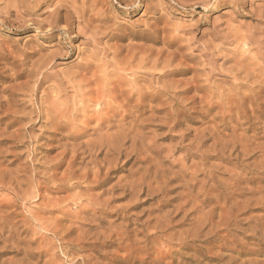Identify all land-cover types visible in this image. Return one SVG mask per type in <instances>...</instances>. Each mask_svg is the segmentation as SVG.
I'll list each match as a JSON object with an SVG mask.
<instances>
[{
    "label": "rangeland",
    "instance_id": "374dc122",
    "mask_svg": "<svg viewBox=\"0 0 264 264\" xmlns=\"http://www.w3.org/2000/svg\"><path fill=\"white\" fill-rule=\"evenodd\" d=\"M73 1L0 0V264H264V0Z\"/></svg>",
    "mask_w": 264,
    "mask_h": 264
},
{
    "label": "bare ground",
    "instance_id": "6f19581e",
    "mask_svg": "<svg viewBox=\"0 0 264 264\" xmlns=\"http://www.w3.org/2000/svg\"><path fill=\"white\" fill-rule=\"evenodd\" d=\"M94 1V0H93ZM98 1V0H97ZM97 1L95 0V2L94 3H92L90 6H86V3H82L81 2V4H80V7H77L76 5H77V0H74L72 3H70V8L72 9V13H70L69 11H67L68 13H70V15L68 14V15H66V16H61V12L60 11H58V10H55L50 16H49V18H48V24L50 25V26H52L51 28H53V25H56L58 22H60V21H62L63 20V22L66 24V26L64 27L65 28V31H66V33H69V32H73L74 31V27L72 26L73 25V23H74V21L76 20V19H80V20H82L83 21V25L82 26H80V27H76V33L77 34H82V35H88L89 37H90V39L93 41V43H94V45L96 44L97 45V41H96V39L98 40V38H97V36H99L98 35V33H99V31H100V33L101 34H103L102 32H101V30H99L100 28L98 27V25L96 26V25H94V24H97L98 22H100V17H102L103 15H104V12H101V11H98L97 10V12L95 13V14H87V12H89V13H93V11L96 9V5H98V3H97ZM104 1V0H103ZM98 2H100V0L98 1ZM95 3H97V4H95ZM101 3H102V1H101ZM95 4V5H94ZM21 17V16H20ZM97 22V23H96ZM150 27V26H149ZM147 28V27H146ZM57 29H59V28H57ZM107 30V29H106ZM105 30V31H106ZM104 31V32H105ZM107 32V31H106ZM145 33V32H144ZM153 32H151V34H152ZM149 34H150V32H149ZM151 34H150V36L147 34L146 36L147 37H151ZM142 35V34H141ZM120 36V35H119ZM143 36V35H142ZM155 35H153V37H154ZM112 37V36H111ZM124 37V36H123ZM145 38V39H148V38ZM114 38H116V39H121L120 37H117V36H114L112 39H114ZM102 39H100V40H98V41H101ZM178 41V40H177ZM260 41V40H259ZM167 43V42H166ZM165 43V44H166ZM129 44V43H128ZM129 46V45H128ZM127 46V47H128ZM131 46V45H130ZM130 46H129V48L128 49H130V51H132L133 50V52L135 53V52H141V51H138L137 49H135L136 47H131L132 48V50H131V48H130ZM126 47V48H127ZM254 49V48H253ZM95 50H96V48H95ZM134 50H136V51H134ZM140 50V49H139ZM87 51V50H86ZM87 53V52H86ZM97 53V52H96ZM95 53V54H96ZM129 53V52H128ZM131 53V52H130ZM127 54V58H130L129 56H133V54L131 53V54ZM89 55L88 56H86V58H84L83 59V61H84V63L79 67L80 68V70H81V72H80V70H79V73H85L86 74V72H88L89 70L91 71L92 70V68H94L93 66H95V65H92V61H93V59H94V57H95V59L94 60H96V58H97V56L98 55H94L93 53H91V52H89L88 53ZM98 54V53H97ZM115 54V53H114ZM143 54H146L145 52L143 53ZM142 54V55H143ZM129 55V56H128ZM150 55V54H149ZM134 56H136V54L134 55ZM134 56L132 57V58H134ZM143 57H146L145 55H143ZM125 58V57H124ZM141 58V57H140ZM123 59V58H122ZM131 59V58H130ZM138 59V58H137ZM137 59H135L136 61H137ZM144 59H146V58H141V60L140 61H138V62H140V63H143L145 60ZM127 60H129V59H126V62H127ZM130 62L131 61H134V60H129ZM128 61V62H129ZM125 62V60H123V63ZM125 62V63H126ZM126 63V64H124V68L123 69H125V65L127 66V64H130V62L129 63ZM154 64L152 63L151 65H153V69H156V65H158V64H156L157 63V61H155L154 60ZM95 63V62H94ZM132 63V62H131ZM139 63V64H140ZM81 64V63H80ZM138 64V63H137ZM145 65H146V63H144ZM141 65V64H140ZM117 66V65H116ZM144 66V65H143ZM142 66V67H143ZM138 67V66H137ZM257 67V66H256ZM129 68V67H128ZM131 68V67H130ZM127 69V68H126ZM128 70H132V69H128ZM249 70V69H248ZM37 71V70H36ZM89 71V72H90ZM133 71V70H132ZM88 72V73H89ZM115 72V71H114ZM219 72H221V71H219ZM87 73V74H88ZM100 73H101V71H100ZM264 73V72H263ZM72 74V73H71ZM246 74V73H245ZM80 75V77L79 78H81V74H79ZM75 76L77 77V75H76V73H75ZM92 76L93 77H95V79L97 78V82L103 77H101L100 78V76L99 77H96V76H94L93 74H92ZM82 77H84V76H82ZM92 77V78H93ZM104 77H105V75H104ZM255 77V76H254ZM85 78V77H84ZM98 78H100V79H98ZM94 79V78H93ZM249 79V78H248ZM72 80H74V78L72 79ZM81 80L82 79H80V82H81ZM85 80V79H84ZM88 80H90V79H88ZM103 80H105V79H103ZM102 80V81H103ZM112 80V79H111ZM91 81V80H90ZM117 81V80H116ZM68 82H69V80H68ZM75 82V81H74ZM78 82V81H77ZM82 82H84L83 80H82ZM81 82V83H82ZM92 83L94 82V81H91ZM90 82V83H91ZM105 82V81H104ZM72 83H73V81H72ZM87 83H89V82H87ZM89 83V84H90ZM91 83V84H92ZM70 84H71V81H70ZM78 84V83H77ZM94 84V83H93ZM234 84V83H233ZM237 84V83H236ZM240 84V83H239ZM242 84V83H241ZM73 85H74V83H73ZM75 86H76V84H75ZM78 86H80V85H78ZM85 86H86V84H85ZM88 86V85H87ZM116 86V85H115ZM236 86V85H235ZM215 88V87H214ZM129 89V88H128ZM95 90V89H94ZM93 90V91H94ZM121 90V89H120ZM133 92H136L135 91V89L133 90V89H131ZM214 90V89H213ZM91 92L90 91V93H92V94H94V95H96L97 94V98L96 97H94V98H92V96H91V98H89V99H87L88 100V102H89V104L91 105V104H94V103H96L97 105H99L100 104V102H99V98H98V93L95 91V93L94 92ZM98 91V90H97ZM211 91V90H210ZM99 92V91H98ZM126 92L127 91H125V92H121V95L123 96V97H126V95H127V97L125 98V100L127 101V99H129V98H131V97H129L128 95L129 94H126ZM131 92V91H130ZM128 93V92H127ZM136 93H138V91L136 92ZM136 93H134V94H136ZM141 93V92H140ZM210 93V92H209ZM91 95V94H90ZM120 95V96H121ZM130 95H131V93H130ZM138 95V94H137ZM143 95V94H142ZM141 95V96H142ZM121 96V97H122ZM133 96V95H132ZM160 96V95H159ZM234 96H236V95H234ZM81 97V96H80ZM105 97V96H104ZM103 97V98H104ZM122 97V98H123ZM146 97V96H145ZM98 99L97 101L95 100V102H94V99ZM106 98H108V97H106ZM142 98V97H141ZM111 98H108V100L109 101H111L110 100ZM113 99H115V98H112V102H113V104H114V102L116 101V100H114L113 101ZM117 99V98H116ZM101 100H102V98H101ZM104 100V99H103ZM102 100V101H103ZM106 100V99H105ZM124 100V99H123ZM134 100H136L135 98H134ZM78 101V100H77ZM105 102V101H104ZM124 102V101H123ZM107 103V102H106ZM96 104H94L95 106H97ZM119 104V103H118ZM125 104H126V102H125ZM92 106V105H91ZM117 106V105H116ZM120 108H118V109H121V106H120V104L118 105ZM95 108V107H94ZM97 108V107H96ZM114 108H116V107H114ZM122 108H123V105H122ZM123 111H125V110H123ZM224 114V113H223ZM58 119V118H57ZM119 120V119H118ZM99 121V120H98ZM147 121V120H146ZM121 129V128H120ZM122 132V131H121ZM170 132V131H169ZM120 134H122V133H120ZM134 135V134H133ZM113 137V136H112ZM109 141V140H108ZM111 141V140H110ZM153 143H154V141H153ZM116 145V144H115ZM112 146V145H111ZM131 146V145H130ZM114 147V146H113ZM117 148L116 149H118V145L116 146ZM127 147V146H126ZM108 149H110V147L108 148L107 147V150ZM112 149V148H111ZM110 149V150H111ZM158 149V148H157ZM101 150V149H100ZM112 151V150H111ZM117 151V150H116ZM107 152V151H106ZM108 152H109V150H108ZM113 152H115V147H114V149H113ZM119 152H121V150L119 151ZM118 152V153H119ZM151 152H153V151H151ZM111 153V152H110ZM115 153H117V152H115ZM117 153V154H118ZM107 154H109V153H107ZM114 154V153H113ZM119 154H121V153H119ZM152 154V153H151ZM106 155V154H105ZM116 155V154H115ZM106 156H108V155H106ZM112 156H114V155H112ZM119 156V155H118ZM109 157V156H108ZM161 157V156H160ZM107 158V157H106ZM112 158V157H111ZM108 159V158H107ZM109 162V161H108ZM96 173V172H95ZM164 174V173H163ZM203 174V173H202ZM95 175V174H94ZM82 178V177H81ZM138 180H140V179H138ZM97 181V180H96ZM136 181V180H135ZM133 182L134 181H132V185H133ZM139 182V181H138ZM138 182H136V183H138ZM142 182H143V179H142ZM142 184V183H141ZM136 185L137 184H135V187H136ZM132 187V186H131ZM237 187V186H236ZM238 190V189H237ZM126 191V190H125ZM130 191V190H129ZM75 201V200H74ZM240 202V201H239ZM222 230V229H221ZM121 243V242H120Z\"/></svg>",
    "mask_w": 264,
    "mask_h": 264
},
{
    "label": "clouds",
    "instance_id": "9594fccd",
    "mask_svg": "<svg viewBox=\"0 0 264 264\" xmlns=\"http://www.w3.org/2000/svg\"><path fill=\"white\" fill-rule=\"evenodd\" d=\"M232 2L234 4V10L237 13L244 12V8H243L244 0H232ZM261 19L264 20V17H261ZM262 31H264V28H262ZM261 39H264V36H262Z\"/></svg>",
    "mask_w": 264,
    "mask_h": 264
}]
</instances>
